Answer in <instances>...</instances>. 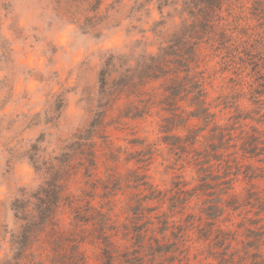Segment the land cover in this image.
Segmentation results:
<instances>
[{"label":"clouds","instance_id":"obj_1","mask_svg":"<svg viewBox=\"0 0 264 264\" xmlns=\"http://www.w3.org/2000/svg\"><path fill=\"white\" fill-rule=\"evenodd\" d=\"M0 264H264V0H0Z\"/></svg>","mask_w":264,"mask_h":264}]
</instances>
